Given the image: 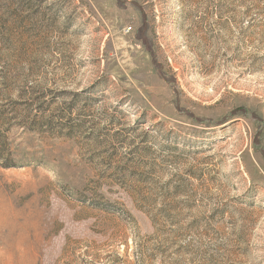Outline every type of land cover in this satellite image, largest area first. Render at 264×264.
<instances>
[{
	"label": "rangeland",
	"instance_id": "1",
	"mask_svg": "<svg viewBox=\"0 0 264 264\" xmlns=\"http://www.w3.org/2000/svg\"><path fill=\"white\" fill-rule=\"evenodd\" d=\"M0 136V264H264V0H0Z\"/></svg>",
	"mask_w": 264,
	"mask_h": 264
},
{
	"label": "trees",
	"instance_id": "2",
	"mask_svg": "<svg viewBox=\"0 0 264 264\" xmlns=\"http://www.w3.org/2000/svg\"><path fill=\"white\" fill-rule=\"evenodd\" d=\"M2 142V138H1V136H0V143ZM1 145V144H0ZM12 164H10V163H8V162H6V163H4V166L5 167H9V166H11Z\"/></svg>",
	"mask_w": 264,
	"mask_h": 264
}]
</instances>
